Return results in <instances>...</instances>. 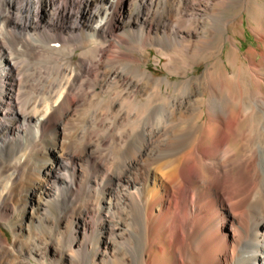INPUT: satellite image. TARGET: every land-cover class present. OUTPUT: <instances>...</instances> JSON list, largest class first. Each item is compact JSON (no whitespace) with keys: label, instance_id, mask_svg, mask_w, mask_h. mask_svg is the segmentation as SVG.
<instances>
[{"label":"bare ground","instance_id":"obj_1","mask_svg":"<svg viewBox=\"0 0 264 264\" xmlns=\"http://www.w3.org/2000/svg\"><path fill=\"white\" fill-rule=\"evenodd\" d=\"M0 175V264H264V0H0Z\"/></svg>","mask_w":264,"mask_h":264},{"label":"rangeland","instance_id":"obj_2","mask_svg":"<svg viewBox=\"0 0 264 264\" xmlns=\"http://www.w3.org/2000/svg\"><path fill=\"white\" fill-rule=\"evenodd\" d=\"M242 9H244L243 3H239L236 5V7L229 10V12L224 13L222 15V19L224 21L225 20L234 21L236 19V21H237V20H239L237 16L242 11ZM248 15H249L248 12L245 11L244 12V18H243L244 24L242 26H239L238 28L235 27L237 30L240 31L235 36V38L237 40V46L239 47V51H240L241 55H243L250 48L258 46V42L256 40V35L254 34V31L252 30V28L250 26ZM235 28L231 29V33L236 30ZM220 41H222V40L221 39L218 40V42H216V44L218 45L220 43ZM230 47H231V43L227 42L226 47L224 49L225 58L229 55ZM121 50L124 51L125 47L121 46ZM114 51H116V49L113 46H109V47L105 48L103 50V52L101 53L102 57L107 58L110 55H112ZM134 54H136L135 56L136 57L138 56L137 58H140L142 61L139 65L142 71H148L149 73H151L157 77H162V78L163 77H170V78H173L174 81L183 80L182 77L170 76L168 74V72L163 67V65L166 63V58L159 57V55L157 54L156 50L153 47H149L147 49L146 54H144V55H140L138 53H134ZM156 57H158L160 59L159 62H155ZM77 60H78V56H75L73 58V61L75 62ZM143 61H144V63H143ZM35 63H36V61H33L31 63L34 69L38 68L36 70H41V69L43 70V65L41 66V63L37 62L38 64L36 63L37 65L34 66ZM211 63L212 62H210V61L200 62L199 65L195 68L194 72L190 73L189 76H194V75L201 76L204 73V71L211 65ZM32 66L30 65V68H32ZM1 182L3 184H1ZM4 184H5V186H4ZM5 187H6L5 178L3 179V176L0 175V195L4 192ZM7 207L9 208L8 205H7ZM11 221H12V217H5L4 219L0 218V239L3 242V244L7 245L8 247H10L13 244L14 237H15L13 229L10 225Z\"/></svg>","mask_w":264,"mask_h":264}]
</instances>
